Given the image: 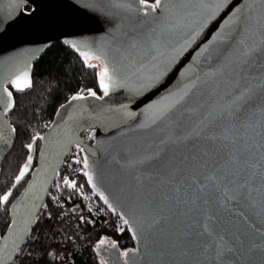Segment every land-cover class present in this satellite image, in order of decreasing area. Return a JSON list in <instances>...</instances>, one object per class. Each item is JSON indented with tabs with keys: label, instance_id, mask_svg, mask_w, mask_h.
I'll list each match as a JSON object with an SVG mask.
<instances>
[{
	"label": "water",
	"instance_id": "1",
	"mask_svg": "<svg viewBox=\"0 0 264 264\" xmlns=\"http://www.w3.org/2000/svg\"><path fill=\"white\" fill-rule=\"evenodd\" d=\"M217 2L161 0L157 9L145 11L139 0H0V171L16 143L8 87L18 91L31 86L33 67L50 45L61 42L90 54L107 69V94L70 99L58 108L46 133L36 137L31 148L26 146L27 159L5 194L8 200H2L6 206L28 180L9 207L7 231H0V264L14 263L74 145L82 147L87 159L88 187L103 196L112 213L128 220L135 245L125 256L119 246L102 242L95 248L104 263L161 264L156 252L164 234L171 237L178 225L160 226L153 237L157 249L149 243L147 210L134 195V178L155 172L161 161L146 158L165 136L191 130L205 117L212 119L209 113L214 116L231 103L251 77L259 78L251 80L256 94L246 107L255 109L264 96V57L255 62L249 78L230 74L241 41L259 42L264 33V2L228 0L216 10ZM262 120L256 111L250 123L258 126ZM257 131L259 127H250L236 134L258 140ZM171 154L167 149L165 159ZM254 187L261 188L259 177ZM232 208L223 215L243 245L230 255V264H264V191L253 192L250 201ZM163 264H184V258L169 250Z\"/></svg>",
	"mask_w": 264,
	"mask_h": 264
},
{
	"label": "snow or ice",
	"instance_id": "2",
	"mask_svg": "<svg viewBox=\"0 0 264 264\" xmlns=\"http://www.w3.org/2000/svg\"><path fill=\"white\" fill-rule=\"evenodd\" d=\"M139 3L144 5L145 11L155 10L161 0H155L153 4L139 0ZM227 3L228 0H218L216 10ZM260 57H264V33H261L259 42L241 41V51L233 61L230 74L239 79L249 78ZM260 70L264 72V65ZM105 75L107 69L102 77ZM258 78L253 76L248 86L238 88L231 103L216 115L209 113L212 119L205 117L191 130L181 129L160 140L157 150L146 158L147 161H161L160 165L147 177L134 178L137 181L134 195L137 200L143 201L147 210L149 243L156 247L153 237L158 235L161 225H178L171 237L164 234L165 242L156 252L161 264L169 255V250L183 257L184 264H193V261L203 264L201 256L205 260L211 259L213 264H230V255L237 251V246L243 245L241 237L230 231L229 220L223 213H231L232 205L250 201L253 192L264 191V120L258 126L250 123L256 111L264 116V96L255 109L246 107L247 101L256 94L251 80ZM101 87L107 94L103 79ZM91 94L95 95L94 92ZM8 95L11 96V93ZM250 127L260 128L255 133L258 140L237 136L238 129L247 130ZM28 147L31 148V145ZM167 149H171L172 154L165 159ZM84 163L87 165V159ZM23 175L24 172H21L17 179ZM257 177L261 180L260 189L254 187ZM145 180L149 183L145 184ZM71 186L75 187L74 184ZM0 199L7 201L8 195ZM123 223L128 224V220H123Z\"/></svg>",
	"mask_w": 264,
	"mask_h": 264
},
{
	"label": "trees",
	"instance_id": "3",
	"mask_svg": "<svg viewBox=\"0 0 264 264\" xmlns=\"http://www.w3.org/2000/svg\"><path fill=\"white\" fill-rule=\"evenodd\" d=\"M153 4L155 0H147ZM31 7V6H30ZM29 7V9H30ZM89 61H97L103 70L102 61L64 46L61 42L53 43L47 48L42 58L34 65L32 85L24 90L14 91L8 87L13 97L9 119L16 130V143L10 156L5 160L0 171V197H3L14 185L15 178L29 154L26 146L38 136L44 135L53 123L58 108L72 98L83 97L95 93L103 96L105 89L101 87L100 68ZM38 144V150L40 148ZM78 181L89 192L82 163L70 157L57 175L59 187H66V179ZM28 181V180H27ZM27 181L17 187L11 201L4 206L0 199V231L5 234L11 219L9 207L24 189ZM101 204L103 196L94 194ZM114 235L103 233L104 241H113ZM104 244V243H102ZM69 264H105L103 259L93 260L87 253L75 254Z\"/></svg>",
	"mask_w": 264,
	"mask_h": 264
},
{
	"label": "built area",
	"instance_id": "4",
	"mask_svg": "<svg viewBox=\"0 0 264 264\" xmlns=\"http://www.w3.org/2000/svg\"><path fill=\"white\" fill-rule=\"evenodd\" d=\"M70 157L82 163L84 168L81 146L74 145ZM65 181H68L66 187H59L56 178L47 204L38 216L34 230L15 255L13 264H69L73 255L81 253L96 260L101 257L95 247L102 242L119 246L123 253L135 249L122 218L95 196L88 195L77 180L68 178ZM73 184L75 187L71 186ZM103 233L114 235L113 241L102 240Z\"/></svg>",
	"mask_w": 264,
	"mask_h": 264
},
{
	"label": "rangeland",
	"instance_id": "5",
	"mask_svg": "<svg viewBox=\"0 0 264 264\" xmlns=\"http://www.w3.org/2000/svg\"><path fill=\"white\" fill-rule=\"evenodd\" d=\"M89 63L91 64V65H96V66H99V68H100V74H101V76H102V73H103V69H102V67L99 65V63L97 62V61H89ZM103 78V77H102ZM68 182V181H67ZM85 188V187H84ZM85 190H86V192L88 193V195H93V196H95L92 192H89L86 188H85ZM96 198V197H95ZM97 199V198H96ZM98 200V199H97Z\"/></svg>",
	"mask_w": 264,
	"mask_h": 264
},
{
	"label": "flooded vegetation",
	"instance_id": "6",
	"mask_svg": "<svg viewBox=\"0 0 264 264\" xmlns=\"http://www.w3.org/2000/svg\"><path fill=\"white\" fill-rule=\"evenodd\" d=\"M28 10H29V11L32 10V7H30V9H28ZM100 257H101V256H100ZM101 259H103V258L101 257Z\"/></svg>",
	"mask_w": 264,
	"mask_h": 264
}]
</instances>
